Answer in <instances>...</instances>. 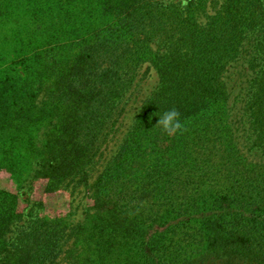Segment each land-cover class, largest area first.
<instances>
[{
	"label": "trees",
	"instance_id": "obj_1",
	"mask_svg": "<svg viewBox=\"0 0 264 264\" xmlns=\"http://www.w3.org/2000/svg\"><path fill=\"white\" fill-rule=\"evenodd\" d=\"M263 158L264 0H0V264H264ZM40 179L84 219L20 208Z\"/></svg>",
	"mask_w": 264,
	"mask_h": 264
},
{
	"label": "rangeland",
	"instance_id": "obj_2",
	"mask_svg": "<svg viewBox=\"0 0 264 264\" xmlns=\"http://www.w3.org/2000/svg\"><path fill=\"white\" fill-rule=\"evenodd\" d=\"M176 1H182L184 3V0ZM254 75L255 72L249 68V64L244 58L233 62L227 71V77H231L229 78L230 84H235V93L240 89L236 79L239 77H253ZM138 77L142 78L138 92H136L134 98L128 105L121 129L107 148L106 156L115 149L116 143L122 137L129 124L133 121L136 109L158 83L159 75L153 64L146 62L140 67ZM18 185L20 184L16 182L11 173L7 171L0 172V188L16 191ZM22 186L23 187L20 191V208L23 209L26 206L28 207L29 201L27 199L30 198L32 199L31 205H33L34 202L42 203H37V205H35L36 209H39L41 212L49 215H64L75 223L84 219L87 208L92 204L91 199L85 196L83 187L78 188L74 192L71 189L47 192L45 191V179L35 180L32 185L30 181L25 180Z\"/></svg>",
	"mask_w": 264,
	"mask_h": 264
},
{
	"label": "clouds",
	"instance_id": "obj_3",
	"mask_svg": "<svg viewBox=\"0 0 264 264\" xmlns=\"http://www.w3.org/2000/svg\"><path fill=\"white\" fill-rule=\"evenodd\" d=\"M184 3L186 5V0H184ZM158 117L157 125L169 135L181 131L184 128L181 113L176 108H171L158 115Z\"/></svg>",
	"mask_w": 264,
	"mask_h": 264
}]
</instances>
